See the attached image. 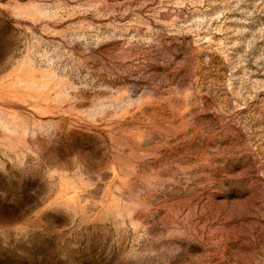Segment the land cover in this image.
Returning <instances> with one entry per match:
<instances>
[{
    "label": "rangeland",
    "instance_id": "rangeland-1",
    "mask_svg": "<svg viewBox=\"0 0 264 264\" xmlns=\"http://www.w3.org/2000/svg\"><path fill=\"white\" fill-rule=\"evenodd\" d=\"M0 264H264V0H0Z\"/></svg>",
    "mask_w": 264,
    "mask_h": 264
}]
</instances>
